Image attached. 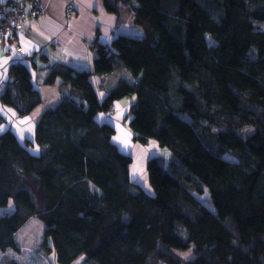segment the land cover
<instances>
[{
  "label": "trees",
  "instance_id": "trees-1",
  "mask_svg": "<svg viewBox=\"0 0 264 264\" xmlns=\"http://www.w3.org/2000/svg\"><path fill=\"white\" fill-rule=\"evenodd\" d=\"M104 4L126 7L143 35L96 39L95 72L121 64L130 76L100 102L90 72L51 63L57 106L25 131L0 110V250L20 251L16 234L36 216L60 264H264V0ZM34 68L13 63L0 94L17 120L43 101ZM133 95L134 140L171 153L148 158L149 190L96 118ZM206 190L214 209L197 197Z\"/></svg>",
  "mask_w": 264,
  "mask_h": 264
},
{
  "label": "crops",
  "instance_id": "crops-1",
  "mask_svg": "<svg viewBox=\"0 0 264 264\" xmlns=\"http://www.w3.org/2000/svg\"><path fill=\"white\" fill-rule=\"evenodd\" d=\"M70 3L76 6L72 18H68L66 13ZM41 6L43 14L35 20H26L28 26L17 36V45L21 50L15 45L9 50L0 48V94L5 89L8 70L13 63L21 62L29 66L35 64L33 75L36 87L42 95V103L28 117L19 120L16 119L13 109L0 104L4 116L22 131H25L27 125L36 122L43 111L57 106L61 100V80L54 84L44 83L51 63H64L74 69L90 72L98 99L103 102L120 79L128 78L130 73L121 64H118L113 74L96 73L95 59L98 53L93 47L96 39L100 43H108L120 34L143 35L141 28L132 21L131 12L129 19L126 7H122L118 15L106 9L104 0H41ZM43 55H47L48 59H44ZM134 98L136 99L135 95L116 100L110 110L102 111L96 117L99 122L115 127L113 141L123 152L132 144H137L132 143L134 138L129 128L132 116L130 106L135 101ZM149 142L150 155L164 153L165 150L160 148L155 139ZM145 148L147 147L140 145L144 154ZM146 189L149 190L150 186Z\"/></svg>",
  "mask_w": 264,
  "mask_h": 264
},
{
  "label": "rangeland",
  "instance_id": "rangeland-1",
  "mask_svg": "<svg viewBox=\"0 0 264 264\" xmlns=\"http://www.w3.org/2000/svg\"><path fill=\"white\" fill-rule=\"evenodd\" d=\"M129 19H131L130 12ZM260 27L264 29V23L260 24ZM4 49L9 50L11 48L6 46ZM132 143L137 144L135 146L132 144L133 147L131 146L125 150L133 157V163L131 165L132 179L134 182L146 189L149 186L146 160L152 156L150 155L151 152L149 151L151 144L149 142L147 145H144L140 142H136L134 139L132 140ZM140 145L142 147H147L144 149L146 152L145 154L140 150ZM164 149L165 153H163V155L169 158L171 155L170 150L168 148ZM197 197L211 209H214L210 194L207 190ZM45 228L46 224L41 219L36 216L30 218L16 234V242L21 250L15 251L13 249H8L6 252L0 250V262L5 257H11L18 260L22 264H60L57 260L55 251H47L44 249L43 245ZM48 244L52 245V241L49 240ZM181 253L185 257L191 256V251H185ZM82 260L83 258H79L75 264H80Z\"/></svg>",
  "mask_w": 264,
  "mask_h": 264
},
{
  "label": "built area",
  "instance_id": "built-area-1",
  "mask_svg": "<svg viewBox=\"0 0 264 264\" xmlns=\"http://www.w3.org/2000/svg\"><path fill=\"white\" fill-rule=\"evenodd\" d=\"M76 6L70 3L67 6V17L72 18L75 14ZM43 14L41 0H10V2L0 10V46L6 48L17 46L18 34L26 28V20H35Z\"/></svg>",
  "mask_w": 264,
  "mask_h": 264
}]
</instances>
